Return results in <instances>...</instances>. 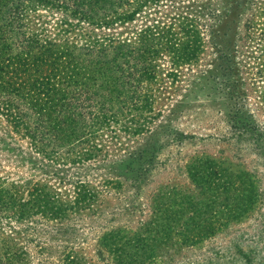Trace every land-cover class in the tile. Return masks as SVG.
I'll use <instances>...</instances> for the list:
<instances>
[{
    "label": "rangeland",
    "instance_id": "1",
    "mask_svg": "<svg viewBox=\"0 0 264 264\" xmlns=\"http://www.w3.org/2000/svg\"><path fill=\"white\" fill-rule=\"evenodd\" d=\"M110 1L83 21L86 4L0 0V177L20 201L95 195L58 223L83 264H264V0ZM43 33L69 57L26 97L35 140L6 58Z\"/></svg>",
    "mask_w": 264,
    "mask_h": 264
},
{
    "label": "trees",
    "instance_id": "2",
    "mask_svg": "<svg viewBox=\"0 0 264 264\" xmlns=\"http://www.w3.org/2000/svg\"><path fill=\"white\" fill-rule=\"evenodd\" d=\"M57 1L58 0H30L32 4L49 7L53 4H55V6H61L63 4ZM70 1L75 5H88L87 8H75L73 11V13L78 14L83 21H92L93 14H98V10L102 9L101 5L96 4L97 1L102 0ZM122 1L124 0H111L110 2L116 6H120ZM137 1L139 0H135L134 2ZM157 1L158 0H143L142 3H156ZM94 6L95 8H93ZM31 8L32 7L29 6V10H31ZM23 10L26 11L25 8H23ZM125 13L128 16L133 15V12L125 11L123 15H125ZM212 14L216 16V12L212 11ZM39 38L40 42H37V40L35 41L39 52L35 55L32 54L31 50H26L22 56V53H18L6 58L7 65L11 64L26 74V76L18 82L17 87L14 88V92L12 87L6 90L15 93L17 97V102H15L16 105H14L15 111H13L12 117L16 123L20 124L26 131L31 125L26 119V112L24 113L22 111L23 107L27 104L34 110L38 120L36 124L29 129L31 131L29 135L35 140L36 136H42L40 134L43 133V127L40 124L44 122V119H42V114L44 113H41L40 108L36 109L37 104L34 101H26V97L29 91L34 92V90L42 84H44L42 86L45 87L46 91L49 90V88L45 86L49 81V76L44 75V72H42L45 70L43 65L46 62L47 56H51L50 58H52V60H48V62L51 64L55 61L56 65H58V62L65 63L67 61L66 59L69 57L68 51L59 48L63 47V45L58 43V41L55 42L53 39L50 41L45 33ZM29 39L30 38L26 39L25 42H28ZM0 42L2 44V39H0ZM24 46L28 45L26 44ZM54 69H56V66H54ZM140 69L139 72H142L144 77L147 67L142 65ZM72 74H76L73 69L70 70L67 77H70ZM139 79L140 77L137 78V80ZM76 82L78 84L80 83L76 79L73 80V83ZM1 87L4 88V85H0V89H2ZM56 88H58V86ZM62 98L63 96L61 95V99ZM70 111H72L71 108H66L62 113L61 120H63L64 124L66 122L71 124L74 123V119H71L68 113ZM11 184L12 183L7 184V181H4L3 177H0V264H28L27 261L30 260H36L32 264H83L81 262V257L77 254L78 251L83 250V247H81L79 243L73 242L72 233L70 234L68 231L64 230L61 224L58 226V223L61 222L67 212L75 211L79 201H91L95 198V195L84 190L80 199L74 196L69 200L66 197H59L56 192L49 191L48 188L44 189L45 186H35L32 190L28 191V198L24 201H20V199L16 197V191L13 190V184L11 187H8V185ZM174 193L175 192H172V195H174ZM49 221L54 223L48 225ZM66 233H68V235L70 234L72 238L68 239L71 236H66ZM138 233L139 232H134L136 240L133 241V243L144 248L146 246L145 242L139 244L144 237ZM49 241L54 243L53 247L50 246ZM121 252L125 253L124 251ZM116 262L117 264L118 262L119 264H126L124 260H121V262L117 260Z\"/></svg>",
    "mask_w": 264,
    "mask_h": 264
}]
</instances>
